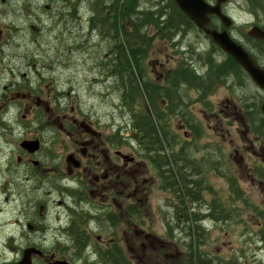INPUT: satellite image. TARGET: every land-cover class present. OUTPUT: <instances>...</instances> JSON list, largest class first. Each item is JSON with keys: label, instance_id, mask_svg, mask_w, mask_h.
Segmentation results:
<instances>
[{"label": "flooded vegetation", "instance_id": "obj_1", "mask_svg": "<svg viewBox=\"0 0 264 264\" xmlns=\"http://www.w3.org/2000/svg\"><path fill=\"white\" fill-rule=\"evenodd\" d=\"M68 1L71 4L69 15L65 12L67 6L59 5L52 9L65 12L60 17L40 12L37 17H25L22 23L23 32L28 35L31 30L29 20L37 18L39 24V20L44 22V27L45 21L54 23L60 20L59 27L55 29L57 37H48L49 42H45L31 36L23 42L14 41L9 33L12 20L17 17L12 12L14 0H0V23L3 21L5 26L4 30L0 29V150L4 153L0 159V192L10 205L13 189L21 191L14 202L20 203L19 212L21 217L27 218L28 228L18 248L8 246L18 259L3 260L0 264H18L27 250L39 252L32 254V264H168L171 245L178 246L175 244L178 241L180 248L187 249L189 253L196 252L197 261L193 264H264L262 105L257 110L259 101L264 102V90L245 71L240 77L234 71L226 72L224 89L229 91V100L227 110L222 113L216 107L219 104L213 102L218 90L200 84L211 80L209 71L199 69L194 63L197 54L189 55L190 50L185 51V41H161L175 52L178 63L184 60L191 70L168 68L158 78L160 83H152L148 71L138 69V78L148 84L151 99H158L160 117L170 129L166 137L162 136L161 146L153 147L140 132L130 137L124 133L126 119L120 102L113 101L114 107L121 112V122L105 118L106 123H103L82 107L65 104L64 99L60 100L55 95L59 92L57 74L62 67L67 69L68 66L77 70V75L66 82L69 85H65L70 95L91 85L93 73L96 78L100 76L98 84L107 92L113 88L112 79L106 78L107 70L110 65L113 69L116 57L109 53V43L77 41L76 28L83 30L92 17L91 9L89 12L86 10L88 0H81L78 12H75L77 0ZM260 1L264 4V0H231L232 12L244 9L250 18L249 22L243 23L231 16V36L264 70V41L251 35L254 28L264 30V22L261 21L264 10L259 7ZM39 3L50 10V0H39ZM211 3L217 2L212 0ZM38 32L43 36L47 29ZM50 41H69V53L62 52L61 44ZM175 58L173 56L170 63ZM217 58L221 61L227 57L218 55ZM44 60H47V68ZM106 65L109 66L103 68ZM45 88L51 89L48 101L47 97L41 98L48 94ZM26 92L39 97L37 105H49L50 113L64 114L61 128L51 130L54 136L51 149H41V157V150L36 154L22 149L14 152L9 140L13 109L18 110L17 113L21 110L33 114L34 109L19 100ZM14 95L18 98L13 100ZM28 98L33 100L30 94ZM256 104L258 106L253 110ZM114 107L111 109L117 114ZM36 113L41 140L45 133L43 115ZM208 115L217 121L214 128L208 126L210 131L219 133L220 136L216 137L225 139L226 135L221 132L227 131L231 136V132L236 130L238 143L234 144L236 138L230 140L233 141V146L230 143L233 149L229 151V158L234 159L236 169L229 170L231 175L222 169L224 155L215 143L203 141L211 137L205 123ZM174 118L180 119L182 136L171 130ZM134 120L139 121V118ZM15 156L16 161L13 159ZM16 168L20 171L16 172ZM209 171L229 184V202L218 197H213L210 202L205 199L204 194L212 190ZM46 182L64 197V200L55 201L54 214L51 212L52 201L45 197L50 192H45ZM189 189H194L191 195ZM156 191L168 196L160 207L162 217L159 223L165 227L162 236L152 228V221L156 218L153 205ZM54 215H65L68 222L60 228L59 224L52 225L49 216ZM126 220L135 223L126 226ZM195 225L199 231L190 236L189 227L195 228ZM229 226H234L232 244L235 245L234 254L226 258L217 245L210 249L207 236L213 227L219 235L222 228ZM242 227L241 238L237 240L238 229ZM241 242L243 246L239 248ZM198 252L206 260L198 261Z\"/></svg>", "mask_w": 264, "mask_h": 264}, {"label": "trees", "instance_id": "obj_2", "mask_svg": "<svg viewBox=\"0 0 264 264\" xmlns=\"http://www.w3.org/2000/svg\"><path fill=\"white\" fill-rule=\"evenodd\" d=\"M87 3V6L92 11V17L88 24L91 35L81 36V34H78L76 36L78 38L77 41H95V37H98L99 41H107L109 43V53L116 57H114L113 69L110 67L111 65H106L103 68L106 69L108 66L111 68L110 79L113 80L115 93L120 97L122 106L125 112L128 113L132 126L142 136L144 135L147 143H151L153 147L157 145L161 146L163 143L162 136L166 137L170 128L166 121H162L163 119H161L158 109L160 107L157 104L158 99H151L146 82H144L146 90L142 93L137 75L139 74L138 69L140 71L146 70V59L156 39L161 41H175L178 38H187L193 34L196 36V32L199 31L194 23L182 13L174 0H88ZM48 5L50 6V10L44 4L40 6L39 1L36 0L35 2H32V0H14L12 3V12L13 15L19 16L20 14L22 16L27 14L26 17H37L42 12L54 18L62 16L65 12L67 15L70 14L69 7L71 4L68 0H50ZM59 5H66L67 10L65 12H56L52 9ZM15 7H19L20 9L17 10ZM80 7L81 0H77L75 3V12H78ZM39 22L41 24L38 23L37 18L28 21L31 28L28 33L33 38H39V41H48V37L57 35L55 29L59 27L60 20L54 23L45 21L46 28L44 27V22L40 20ZM21 23H24V21L21 20ZM217 23L218 21L212 20L210 28H217ZM16 27L19 26L15 25L11 29V34L20 31ZM32 27H36L37 30L33 31ZM49 28H51V31L48 30ZM41 29L44 31L47 29L46 35H40L38 31H41ZM221 29H224L222 25ZM93 34L94 36H92ZM59 42L62 45V52L66 51V53H69L70 42ZM217 51H220L219 48L213 45L211 50H204V52L198 54L199 61L207 67L206 70L209 71L208 78L211 80L209 82L210 84L205 81H201L200 84H205L208 89L213 90L221 84H225L227 79L225 77L226 72L230 73V71H234L239 77L242 74L241 72H243L240 65L229 56L226 60H222L220 63L217 62L214 59V54ZM44 63L47 64V61L44 60ZM182 68L184 70H191L184 66H181L179 69L182 70ZM143 102L146 104L147 102L152 103L159 128L156 127L155 122L144 109V106H141ZM257 106L258 104L253 105V110ZM257 110H260V105L257 107ZM135 117H138L139 121L134 120ZM193 190H188L189 195L192 194ZM189 229L191 230L189 232L190 236L195 231L196 233L199 231L197 225H195V228L190 226ZM190 239L193 242V238L191 237ZM198 256V261L206 260L201 253Z\"/></svg>", "mask_w": 264, "mask_h": 264}, {"label": "rangeland", "instance_id": "obj_3", "mask_svg": "<svg viewBox=\"0 0 264 264\" xmlns=\"http://www.w3.org/2000/svg\"><path fill=\"white\" fill-rule=\"evenodd\" d=\"M39 1V0H38ZM260 3L263 4L262 1ZM227 13L228 16H233L240 22H249L250 18L248 17L247 14L244 13V9L237 13L231 11V6L228 5L227 7ZM12 20V23L15 25H18L21 31H24V26L21 23V20L24 21L19 15ZM14 16V17H15ZM261 21L264 22V16H262ZM4 22L0 23V29L3 28ZM21 31L13 33V38H15L14 41H27L31 36H28L26 34H21ZM204 40V38H203ZM203 40L197 36L191 35L189 38L184 42L185 43V51L191 46L190 51L198 48L199 45L197 44L198 42H203ZM95 41H99L98 37H95ZM208 44V42H207ZM106 49V47L104 48ZM25 50V48H24ZM191 54V52H190ZM175 56L176 58L174 61L170 63V59ZM178 57L175 55V52L172 51L169 48V45L165 42H161V40L156 39L155 43L153 42V48L150 49L149 56L147 57V71L149 74V80L153 82L160 83L158 81V78L161 77V75L164 73L165 69L168 68H173V69H178L181 65L182 62L178 63ZM177 62V63H176ZM164 66V68H163ZM199 68V65H198ZM34 71V69H32ZM61 72L57 74V81L58 84H56V87H58L59 92L64 91L66 93V98H65V104H72L73 106L76 107H82L83 110H85L87 113H91L97 118H100L103 123H106L105 118L107 121L113 120L112 118H115L116 120L121 122L122 115L121 112L119 113V110L114 107L113 99L116 96H108V92L104 90V87L101 84H98V79L94 77V73L91 76V85H89L85 90L81 89L79 92L75 93V95H70L68 92V87L65 85H69V83H66L68 80H70L74 75H77V70L75 68H71L68 66L67 69L61 68ZM100 78V76H99ZM47 95L43 94L42 99L47 97V101L49 100V95H51V89L45 88ZM32 95L33 100L29 99L28 96ZM22 95V94H21ZM26 95V96H25ZM24 95V98L19 99L22 100L25 103H28L30 107H32L33 114H28L27 112L24 111H19L13 109V121L10 123L12 125V128L10 126V133H9V140L10 143L12 144V149L17 151L16 149H19V141L21 138H40L41 133H40V125L39 122L36 120V111L41 112L43 115V122H44V128L46 133L48 135H44V140H45V147H43L44 151L49 150L50 145L47 144L49 140H52L53 135L52 131L53 129H60L62 126V119L63 115L59 116L58 114H52L50 106H43V105H37L36 102L39 101V97L36 96L33 93L26 92ZM22 97V96H21ZM15 98H18L17 95H14L13 100ZM194 98V97H192ZM227 99L229 100V91L227 92L224 87H221L220 90L217 92V96L213 98V102L218 103L219 105L216 106L218 109L222 111V113L225 112L227 104ZM45 101V100H44ZM144 102L142 103L141 106H144ZM111 107H114L115 111L119 115L117 116L116 113H113ZM233 110V108L231 109ZM197 112V111H196ZM26 115V118L23 119V117ZM224 116V114H223ZM222 116V117H223ZM120 118V119H119ZM21 120L24 121V124L21 123ZM171 122V121H170ZM217 121H213L211 119V116L208 115L207 118H205V123L207 127V132L211 136L209 139L203 140L204 143H215V146L219 148V152L221 151L224 155L223 160H221V163L224 167L222 169L227 170V172L230 174L229 170L236 171L235 169V163L233 162L232 159L229 158V151L233 146V141H230L234 138H236L237 133L235 132L236 130H233L231 132V136H229V133L227 131L221 132L222 134L226 135L225 139L218 138L219 133L217 132L216 134L208 129V126H214L217 124ZM222 123H226L225 121H222ZM218 125V124H217ZM171 130L174 133L179 134L180 136L183 135V131L181 130V123L180 119L174 118L171 122ZM223 125H220V128H222ZM225 127V126H224ZM227 127V126H226ZM216 128V127H215ZM99 130V129H98ZM49 131V132H48ZM102 132V130H100ZM135 132L133 130H130L126 134L129 135L130 137H133ZM82 133L80 132V135ZM228 134V136H227ZM216 135H218L216 137ZM215 136V137H214ZM239 138H236L234 141L235 143H238ZM18 141V142H17ZM17 143V144H16ZM232 146H231V144ZM16 144V145H15ZM201 144V141L198 143ZM64 145V144H63ZM17 147V148H16ZM212 147V145H211ZM8 148V147H7ZM213 148V147H212ZM43 150L39 153V156L41 157L43 154ZM18 152V151H17ZM4 155V153L0 150V159ZM14 161H16V156L13 158ZM23 169V168H21ZM20 171L19 169L16 168V172ZM208 178H209V184L212 187V190L204 194L205 199L207 202H210L213 197H218L220 198L221 201H227L229 202L230 197H231V191H230V186L227 184V181L224 178H220L218 175L212 173V171H209L208 173ZM231 175V174H230ZM241 173H239V176ZM238 176V177H239ZM1 183V180H0ZM45 185L47 186L45 189V192H49L48 195H45L46 198H50L52 201V214L55 213L54 207L56 206L55 201L57 203V200H64L58 191L54 190L51 188V185L46 182ZM158 186V184H157ZM1 187V185H0ZM22 188H26V186H23ZM247 190V187L244 188ZM15 190V191H14ZM19 189L14 188L12 191V196H11V203L8 205L9 201H6L4 199V195L1 194L0 192V261L3 260H17V256L14 253V250L12 248H18L20 244V239H23V234L25 231L28 230L26 227L27 225V218L25 216L21 217V213L19 210L21 209L20 203L14 202V199L18 197ZM258 195L256 194L255 197ZM167 195L161 191H156L154 200H153V205L154 208L156 209V218L154 221H152V228L157 231L159 235H163L165 227L163 226V223H159L162 215L160 214V207L162 204L164 205L167 201ZM4 204V205H3ZM58 210L60 208H57ZM29 215V214H28ZM49 221L51 222L52 225L58 226L59 228L61 226H64L65 223L68 222V219L66 220V216L62 215H54V216H49ZM135 223L134 221L126 220L125 225L129 226ZM142 225H144L143 222H141ZM240 224V223H239ZM23 225V228L21 227ZM25 226V227H24ZM21 228L23 233H21ZM214 228V227H213ZM213 228L210 230V234H208V244L211 246L210 249L214 245H217L218 249H220L221 253L226 255V258H230V254H234V243L232 244V241H234V226H229L228 228H222V231L219 233V235H216L218 231L216 229L213 230ZM244 228H239L238 229V235H237V240L241 238V232ZM21 233V234H20ZM20 234V235H19ZM15 236V237H14ZM164 239V237H162ZM178 246L171 245V252H170V258L168 264H193L194 262L197 261V257L194 256L196 255V252L189 253V251L184 250L183 248H180V242L175 243ZM11 246L12 248H8V246ZM243 246V242L238 244V247L240 248ZM6 247V248H5Z\"/></svg>", "mask_w": 264, "mask_h": 264}, {"label": "water", "instance_id": "obj_4", "mask_svg": "<svg viewBox=\"0 0 264 264\" xmlns=\"http://www.w3.org/2000/svg\"><path fill=\"white\" fill-rule=\"evenodd\" d=\"M181 11L207 36L211 37L212 41L218 45L224 52L232 56L252 77L258 86L264 89V71L261 70L254 60L244 51V49L236 44L230 37L228 31L219 32L217 30H210V16L216 15L221 19L224 26L229 28L232 24L231 20L223 15L221 11V4L228 0H218V5L211 6L205 0H174ZM252 35L258 39L264 40V31L254 29ZM264 113V104L262 107ZM21 147L31 154L40 150V142L25 141ZM35 250H27L23 260L19 264H32L31 255Z\"/></svg>", "mask_w": 264, "mask_h": 264}, {"label": "bare ground", "instance_id": "obj_5", "mask_svg": "<svg viewBox=\"0 0 264 264\" xmlns=\"http://www.w3.org/2000/svg\"><path fill=\"white\" fill-rule=\"evenodd\" d=\"M91 43V42H90ZM185 92V91H184ZM172 104V103H171ZM174 108V107H173ZM179 108V107H178ZM177 111V110H176ZM178 112V111H177Z\"/></svg>", "mask_w": 264, "mask_h": 264}]
</instances>
